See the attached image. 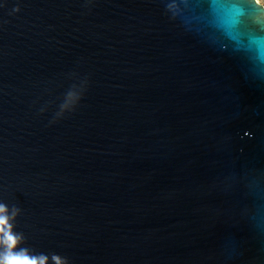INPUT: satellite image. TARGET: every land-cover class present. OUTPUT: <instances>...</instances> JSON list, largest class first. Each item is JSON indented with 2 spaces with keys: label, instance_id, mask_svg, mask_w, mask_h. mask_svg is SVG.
Listing matches in <instances>:
<instances>
[{
  "label": "water",
  "instance_id": "1",
  "mask_svg": "<svg viewBox=\"0 0 264 264\" xmlns=\"http://www.w3.org/2000/svg\"><path fill=\"white\" fill-rule=\"evenodd\" d=\"M0 203L67 264H264V20L0 0Z\"/></svg>",
  "mask_w": 264,
  "mask_h": 264
},
{
  "label": "clouds",
  "instance_id": "2",
  "mask_svg": "<svg viewBox=\"0 0 264 264\" xmlns=\"http://www.w3.org/2000/svg\"><path fill=\"white\" fill-rule=\"evenodd\" d=\"M67 95L75 96L77 103L81 99L80 93L69 91ZM64 107L62 104L61 109ZM19 213V208L9 209L7 205L0 203V264H50V261L51 264H67V259L58 254H52L49 257L47 254H37L27 247H22L25 237L23 233L14 230V221Z\"/></svg>",
  "mask_w": 264,
  "mask_h": 264
},
{
  "label": "snow or ice",
  "instance_id": "3",
  "mask_svg": "<svg viewBox=\"0 0 264 264\" xmlns=\"http://www.w3.org/2000/svg\"><path fill=\"white\" fill-rule=\"evenodd\" d=\"M249 11L253 12L261 20H264V7H261V0H245Z\"/></svg>",
  "mask_w": 264,
  "mask_h": 264
},
{
  "label": "rangeland",
  "instance_id": "4",
  "mask_svg": "<svg viewBox=\"0 0 264 264\" xmlns=\"http://www.w3.org/2000/svg\"><path fill=\"white\" fill-rule=\"evenodd\" d=\"M261 5L264 6V0H261Z\"/></svg>",
  "mask_w": 264,
  "mask_h": 264
}]
</instances>
